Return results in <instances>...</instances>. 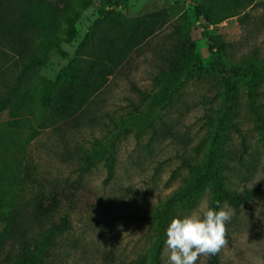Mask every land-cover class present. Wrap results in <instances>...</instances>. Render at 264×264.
Returning <instances> with one entry per match:
<instances>
[{
	"label": "rangeland",
	"instance_id": "obj_1",
	"mask_svg": "<svg viewBox=\"0 0 264 264\" xmlns=\"http://www.w3.org/2000/svg\"><path fill=\"white\" fill-rule=\"evenodd\" d=\"M160 11L157 26L162 28L149 43L143 39L129 53L125 41L134 36L133 20ZM105 13L115 16L116 29L125 36L114 48L121 66L114 79L102 65L80 74L83 95L98 78L107 76L111 84L71 128L119 125L120 117L113 123L109 117L118 116L129 99L134 105L141 103L134 89H152L159 59L166 55L167 35L179 43H193L201 70L194 74L183 68L186 72L161 107L148 114L150 102L144 99L137 110L141 118L126 123L130 129L126 136L104 141L83 159L85 192L112 188L121 193L117 203L98 208L97 203H75V197L62 199L60 210L70 213L72 228L60 250L51 254L52 263L166 264L164 241L170 220L202 204L216 208L219 203L230 214L225 244L214 255L198 257L196 264H264V0H0L4 78L12 70L9 63L20 75L36 53L47 58L38 70L45 85L77 77L78 61L89 55L84 47L92 26L96 23L102 37L114 28L104 21ZM22 51H28L25 60L20 59ZM220 61L234 70L226 76L228 91L222 76L209 66ZM13 116L1 108L0 156L10 166L21 163L26 167L23 174L35 180L26 161L34 162L36 169L32 163L30 168L42 174L41 186L46 188L59 183L52 181L57 172L72 180L78 177V156L65 157L59 132L47 129L35 134L34 120L20 123L19 129L33 131L28 145L19 147ZM72 133L68 129L67 138L75 146ZM209 169L219 177L225 195L211 186ZM110 172L115 177L105 184ZM158 196L162 202L153 215L147 214L145 201H156ZM106 209H114L117 227L113 234L102 235L92 218ZM14 247L7 244L0 250V264L2 255L15 253Z\"/></svg>",
	"mask_w": 264,
	"mask_h": 264
},
{
	"label": "trees",
	"instance_id": "obj_2",
	"mask_svg": "<svg viewBox=\"0 0 264 264\" xmlns=\"http://www.w3.org/2000/svg\"><path fill=\"white\" fill-rule=\"evenodd\" d=\"M162 14V11L153 12L133 20L132 30L134 36L132 35L125 41V49L129 50V53L143 39L145 43H149L150 36L159 28H162L157 26ZM103 19L104 21H110L114 28L109 31L107 36L102 37L95 25L96 23L92 26L84 47L89 55L86 59L78 61L77 77L73 78L71 75L57 80L53 84L45 85V80L38 75V70L47 58L42 55L37 57V53L34 60L20 75L15 73L19 69L12 68L14 66L12 62L7 66L9 70L12 69L9 76L4 78L3 65L0 64V110L1 108L7 109L10 114L14 115L13 126L16 125L21 137V141L18 142L19 147L21 145L23 148L24 143H26V146L28 145L30 132L33 131V129L26 131V128L23 127L19 129L20 123L28 124L34 120L37 125L36 130L33 131H36L35 134L47 129H52V133L59 132L65 157L75 156L76 158L78 156L79 163V165L75 163L76 170L79 166L77 170L78 177L72 180L69 174L66 176L63 172L62 174L57 172V177L53 178L52 181L56 179L59 180V183L54 188H46L41 186L43 185L41 181L44 179L42 174H39L38 170L36 174L30 168L31 163L33 165L34 162L26 161L29 164L28 170L34 174L35 180L28 177L27 173L23 174L26 167L22 166L21 163L10 166L3 159L4 157L0 156V250L7 244L15 246L13 255V250L8 251L7 255H2L1 264H53L51 254L60 250L62 240L68 236L67 232L72 228L70 213L60 210L64 205L62 199L71 200L75 197V203L82 202L81 204L85 203L87 206L90 203H97L96 208L102 203H117L118 194L121 191L116 192L112 188L106 191L103 188L96 193L90 189H87L86 192L83 190V179L85 173H87L85 164L82 163L83 159L90 157L95 152L92 151L104 141L108 140L112 143L114 136L116 138L126 136L130 130L126 123L131 119L141 118L137 110L143 106L141 103L144 99L150 102L148 114L156 107H161L171 95L173 89L179 84L178 82L182 78L180 77L181 74L186 72L183 68H186L188 73L194 74L199 73L201 70V62L193 43L188 40L179 43L178 38L167 35L169 41L166 45V55L164 58L159 59L157 72L153 76L155 83L152 89L150 91L148 89H134L139 100L142 98L141 103L137 106L134 105L133 99H129L127 105L119 108L120 113L118 116L109 117V121L112 123L114 122L113 119L120 117L119 125L101 123L90 126L82 125L83 127H76L77 129L71 128V125L82 118L87 107L92 102L99 100V97L104 94L108 85L111 84L107 76L98 78L85 87L91 89V91L83 95L78 83L80 74L86 73L92 66L97 71L102 65L110 73L108 76L114 79L121 66V63L117 61L114 48L125 36L116 29L118 26L116 24L119 22L113 14L105 13ZM45 39H48V37L45 36ZM27 57L28 51L20 53L21 60H25ZM209 66L222 76L225 80V88L228 91L230 85L226 76L234 70L232 68L227 69L223 61L212 63ZM27 70L30 73L27 74ZM130 85L139 88L135 84L130 83ZM75 99L78 100L76 105L74 103ZM16 114L19 117L18 119ZM107 114H104V117L109 116ZM68 129L73 132L72 135L77 139L75 146L69 145ZM80 141L83 144H80ZM26 148L24 149L26 150ZM70 150L73 152L71 153ZM33 167L35 168L34 165ZM207 176L215 191L225 195L226 191H222L224 189L223 184H220L219 177L212 169H209ZM114 177V172H110L105 179V184L110 183ZM234 196L232 194V197ZM161 202L162 198L160 196L157 197L156 201L146 200L147 214L153 215ZM96 216L97 218L92 219L98 224V231L102 235L113 234L117 227V217L114 214V209L96 212ZM109 238L107 237V239ZM99 242L101 243V241ZM111 251V249H108V252Z\"/></svg>",
	"mask_w": 264,
	"mask_h": 264
},
{
	"label": "clouds",
	"instance_id": "obj_3",
	"mask_svg": "<svg viewBox=\"0 0 264 264\" xmlns=\"http://www.w3.org/2000/svg\"><path fill=\"white\" fill-rule=\"evenodd\" d=\"M230 214L217 203L216 208L202 204L182 217L170 220L164 246L166 264H196L201 255H214L225 244V225Z\"/></svg>",
	"mask_w": 264,
	"mask_h": 264
}]
</instances>
